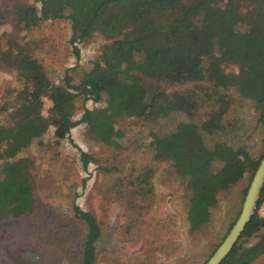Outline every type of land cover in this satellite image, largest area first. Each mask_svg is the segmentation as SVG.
Listing matches in <instances>:
<instances>
[{
    "label": "trees",
    "instance_id": "1",
    "mask_svg": "<svg viewBox=\"0 0 264 264\" xmlns=\"http://www.w3.org/2000/svg\"><path fill=\"white\" fill-rule=\"evenodd\" d=\"M13 9V20L26 40L3 48L0 37V58L16 72L21 85L14 93L7 89L0 101V218L34 211L29 162L16 157L49 127L54 128L56 143L86 124L89 137L114 144L118 118L140 119L151 128L161 123L167 131L176 114L186 115L190 122H179L167 133L157 132L151 146L163 144L162 153L175 168L184 160L191 163L181 175L189 178V215L195 219L202 218L195 205L199 194L201 202L216 200L212 192L228 190L245 175L253 177L260 161L244 147L216 143L208 148L203 134L212 136L222 130L234 93L252 105L264 143V0H35L33 4L17 0ZM48 21L70 22L69 44L77 59L78 45L95 28L104 26L117 37L103 45L79 84L72 85L68 73L54 83L28 51L32 32ZM229 67L236 72L229 73ZM199 83H208L205 96L218 107L193 126L197 92H171L169 86ZM44 98L52 104L47 115L42 112ZM89 100L102 102L103 107L89 109ZM78 111L82 115L76 121ZM81 159L86 168L89 155L81 153ZM212 160L220 164L216 170L211 168ZM212 180L216 188L209 187ZM263 203L264 186L254 216L221 264H258L264 256V217L258 215ZM73 213L86 224L81 264H96L99 224L77 206ZM256 235L259 239L249 243Z\"/></svg>",
    "mask_w": 264,
    "mask_h": 264
},
{
    "label": "rangeland",
    "instance_id": "2",
    "mask_svg": "<svg viewBox=\"0 0 264 264\" xmlns=\"http://www.w3.org/2000/svg\"><path fill=\"white\" fill-rule=\"evenodd\" d=\"M16 1L0 0L3 48L26 40L13 20ZM18 1L35 3V0ZM31 36L28 51L42 64L50 81L58 83L68 73L72 85L87 76L103 45L117 37L104 26L95 28L78 45L77 59L69 44V21H48ZM227 71L236 72L233 67ZM207 85L169 86L171 92H197L199 101L193 126H199L197 119L202 120L211 109L217 110L214 99L205 96ZM7 89L14 93L21 85L16 72L0 58V101ZM231 92H226L229 97L232 94V105L223 117L222 130L212 136L203 134L205 144L208 148L216 143L232 149L244 147L254 160L261 161L264 143L252 105ZM51 106L44 98V115ZM86 107L98 110L103 103L89 100ZM81 115L78 111L75 120ZM171 122L172 131L179 122L190 121L186 115L176 114ZM114 127V144L89 137L86 124H79L67 140L56 143L54 128L49 127L16 157L29 162L36 204L29 215L0 218V264H81L86 224L73 215L75 206L91 214L99 224L101 236L96 243V264H205L209 260L236 222L251 176L245 175L226 191L212 192L216 200L214 197L201 202L203 195L198 193L195 205L202 218L195 219L189 215L192 195L187 189L189 178L181 175L191 163L184 160V165L175 168L173 160L162 153L163 144L151 146L158 138L157 132L170 130L166 131L161 123L148 127L136 118H118ZM81 153L90 157L86 168L82 165ZM181 157L182 154L175 159ZM211 162L214 170L220 165L215 160ZM214 181L210 182V188L217 187ZM211 201L215 202L209 207ZM258 215L264 217V203ZM258 239L256 235L249 243ZM260 259L258 264H264V256Z\"/></svg>",
    "mask_w": 264,
    "mask_h": 264
},
{
    "label": "water",
    "instance_id": "3",
    "mask_svg": "<svg viewBox=\"0 0 264 264\" xmlns=\"http://www.w3.org/2000/svg\"><path fill=\"white\" fill-rule=\"evenodd\" d=\"M263 186L264 156L261 159L256 171L254 172L236 222L205 264H221L226 256L231 252L241 234L243 233L246 225L250 222L257 210V205Z\"/></svg>",
    "mask_w": 264,
    "mask_h": 264
}]
</instances>
